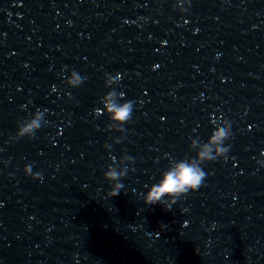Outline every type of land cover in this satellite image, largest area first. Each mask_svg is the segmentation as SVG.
Segmentation results:
<instances>
[{"label":"clouds","instance_id":"9594fccd","mask_svg":"<svg viewBox=\"0 0 264 264\" xmlns=\"http://www.w3.org/2000/svg\"><path fill=\"white\" fill-rule=\"evenodd\" d=\"M186 0H175V4L181 13L187 11L184 7ZM87 77L81 76L76 70H72L64 80V83L70 88L79 87ZM121 79L120 75L112 76L106 74L105 87L111 88ZM124 97V93H117L115 89L108 91L101 97L100 102L103 109H95L99 115L101 112L109 118L108 129L112 132L124 133L125 125L132 119L135 101L126 100L123 103L119 101ZM69 98H71L69 96ZM45 113L39 109L33 113L30 118L22 120L17 125V132L9 142H14L24 137L33 138L36 132L42 127ZM215 128L208 140L200 143L199 139H191L189 150L195 152L192 158L185 157L180 160L170 159L169 166L161 172L160 179L152 184L146 193H141L145 206L162 205L166 211H171L181 197L190 192L198 191L206 179V172L203 169L205 163L215 162L219 158L228 159V152L231 145H225L232 133L231 124L227 120L214 122ZM123 137L114 138L113 143H120ZM106 150H110L112 145L105 144ZM134 162V158L124 155L117 162L113 159V164L108 166L104 172V179L111 184V189L106 193L105 198H113L120 194L124 185L120 182L126 176L128 165ZM24 174L30 176L33 180H43L41 173H33V164H28L23 169ZM142 227V226H139ZM167 224H161L160 230L164 231ZM135 230V229H134Z\"/></svg>","mask_w":264,"mask_h":264}]
</instances>
